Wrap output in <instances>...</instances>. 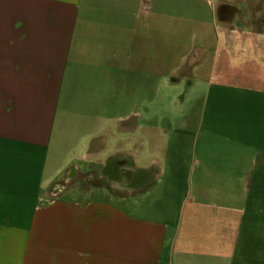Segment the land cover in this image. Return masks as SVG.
<instances>
[{
    "label": "crops",
    "instance_id": "crops-1",
    "mask_svg": "<svg viewBox=\"0 0 264 264\" xmlns=\"http://www.w3.org/2000/svg\"><path fill=\"white\" fill-rule=\"evenodd\" d=\"M241 1L0 0V264H264V24L218 12ZM78 175L102 195H54Z\"/></svg>",
    "mask_w": 264,
    "mask_h": 264
},
{
    "label": "rangeland",
    "instance_id": "rangeland-1",
    "mask_svg": "<svg viewBox=\"0 0 264 264\" xmlns=\"http://www.w3.org/2000/svg\"><path fill=\"white\" fill-rule=\"evenodd\" d=\"M260 3V0H242L241 1V7L240 9L236 6H226L224 11H231L234 15V21L238 23H242L249 25V24H256L259 27V21L264 22L263 19H256L255 18V13L258 4ZM199 14L197 17H195V21H198L202 27L206 29V31L212 35L214 32V28L211 25V14L210 12L203 7V4H200L199 7ZM231 13V14H232ZM221 20L223 18V15L220 14ZM257 26V27H258ZM259 33H263L264 30L259 28ZM207 52L206 54H208ZM146 134H147V128L146 127H139L137 131L135 132V139L133 141L134 146L137 149L138 155L140 156L139 163L143 167H147V141H146ZM106 164V160L104 163V166ZM72 168V167H71ZM60 178H64V174L60 175ZM67 182L62 183L61 190L57 191L54 193L55 196H65V197H72V198H85V197H99L102 195V192L97 189L95 186L97 185V178L93 176H86L85 175H78L77 177H68L67 176ZM161 192H158L157 196L160 195ZM157 196H147V191H140L139 193H136L134 196H132L131 201L126 205V208L129 210H135L136 212H140L139 209L136 205L140 204V208H143L144 206L147 205V197L151 199L152 201L155 200ZM175 201V200H173ZM177 200L175 201V203ZM137 207V208H136ZM180 207L176 205H173L171 210L176 211ZM138 209V210H137ZM177 212V211H176ZM141 213V212H140Z\"/></svg>",
    "mask_w": 264,
    "mask_h": 264
},
{
    "label": "flooded vegetation",
    "instance_id": "flooded-vegetation-1",
    "mask_svg": "<svg viewBox=\"0 0 264 264\" xmlns=\"http://www.w3.org/2000/svg\"><path fill=\"white\" fill-rule=\"evenodd\" d=\"M225 7L226 6L219 7V11H218L219 12V18L221 19L220 14H222L223 15L222 21L228 23L231 27L234 28L235 23H236L233 20L234 19V15L229 10L224 11L226 9ZM255 18L256 19H263L264 18V0H260V3L258 4L257 9H256ZM259 23H260L259 25L264 24L263 21H259Z\"/></svg>",
    "mask_w": 264,
    "mask_h": 264
}]
</instances>
